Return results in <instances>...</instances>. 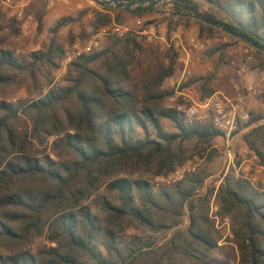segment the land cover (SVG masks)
Wrapping results in <instances>:
<instances>
[{"label": "trees", "instance_id": "trees-1", "mask_svg": "<svg viewBox=\"0 0 264 264\" xmlns=\"http://www.w3.org/2000/svg\"><path fill=\"white\" fill-rule=\"evenodd\" d=\"M183 1L264 46V0H198L207 10L194 0ZM173 4L179 20L192 21L181 16L182 4ZM100 9L94 12V29L122 14L154 10ZM69 21L55 25L47 52L34 53L27 70L62 58L57 34ZM195 23L202 36L223 33ZM143 48L130 35L71 64L67 84L44 97L17 104L0 100V264H264V186L229 174L219 187L217 215L230 218L233 238L227 243L235 248L219 247L223 237L209 215L210 197L195 196L204 185L200 174L170 191H154L146 180L168 176L190 160L186 142L196 141L202 154L223 134L211 120L189 125L180 112L167 109L164 85L175 73L177 54H153L146 63L137 58ZM24 68L12 51L0 50V86L12 82L9 73ZM206 82L204 99L215 92ZM263 119L252 114L243 136L262 166ZM164 120L176 131L168 133ZM185 210L189 224L181 229ZM141 227L152 235L174 232L161 245L153 237H128L129 229ZM37 238L50 246L35 251Z\"/></svg>", "mask_w": 264, "mask_h": 264}, {"label": "rangeland", "instance_id": "rangeland-1", "mask_svg": "<svg viewBox=\"0 0 264 264\" xmlns=\"http://www.w3.org/2000/svg\"><path fill=\"white\" fill-rule=\"evenodd\" d=\"M48 1L49 0H41L40 5L35 11V14L40 18V21H42V19H44V17L48 14L46 10ZM70 1L72 2L74 8H77L79 4H81L82 7L75 9V11H69L68 15L63 16V18L71 20L68 22L65 29L57 35V43L61 45L64 50L72 43L79 42L83 44L89 38L90 34L94 30L92 27L94 12L101 10V6L91 0ZM194 1L199 4V7L202 8V10L208 9V6L200 3V1ZM162 6L168 9L163 14L159 13L156 9L145 15L134 16L130 14H122L120 20L114 22L117 24H132L137 19H143L147 25L152 24L154 26L156 38L152 41H148L144 36L136 34L133 35L137 36L138 39L143 42V51L137 54L139 61L145 60L147 63L148 60L153 57V54L156 58L163 57L167 50H173L177 54L175 73L172 77L166 80L164 85V89L169 92V96L165 101L167 109H175L178 111V108L181 107L184 111L190 107L187 106V104L182 100V97L178 96L176 93L178 86L180 91H186L187 88H192L194 90V96L200 101L205 100L202 94V89L203 86L206 85L207 79L210 80L209 83L212 88H217L218 90L221 88H227L230 82L229 80L231 79L230 75L233 74V70L230 68V62L233 60L236 61L238 65H246L250 73L253 72L255 75H257V73L258 75H260V73H264V61L256 58L254 53L255 49L248 44L242 41H237L235 38L232 39L225 33H205L202 36L200 35L198 25L195 23L198 21L191 18V22L179 20L178 16L172 14L176 11V7L174 8L170 1L165 2ZM56 23L57 22L55 21H51V23H44L43 30H46V32L50 34L49 38H51V30L55 27ZM16 34L17 26L15 25L14 20H11L5 13L0 11V50L12 51L16 59L23 67H25L21 73H9L12 76V82L8 85L0 86V100H5L13 104H17L19 102H30L44 97L52 87L66 85V77L68 76L70 66H68L64 71L63 56L61 59H54V64L47 61H41L37 63L36 67H34L32 72H30L26 68H29L28 66L33 62L32 55L36 52H33L31 49L34 48L33 44H37V41L36 39H32L18 44L14 41ZM192 36H197L201 39H208L210 40V45L206 51L196 53L198 63L192 69V76H189L186 84L181 83V85H179L182 79L183 67L179 62V51L175 50L173 45L181 42L189 46ZM118 41L120 40L106 41L100 51L107 49L113 43ZM246 46L251 50L253 61H249L247 56L242 51V47ZM149 47H153V49H150ZM152 50H154L157 54L153 53ZM206 65H209L213 71L209 75L203 76L200 73V69ZM257 83L259 89L258 99L260 97V101L258 103V111H254V114L255 116L259 115L264 118V81L259 80ZM178 112L183 114L182 111ZM209 121L210 118L208 117L198 124L207 123ZM163 123L164 128L168 133L176 131L170 121L164 120ZM262 123H264V121ZM21 126H23V123H21ZM53 140L54 138L48 140L49 146H51ZM223 142L224 141L222 140H214L212 147L202 154L198 153L199 149L197 148L196 141H189L184 144L185 150L188 154V159L193 156H198L200 158L196 171L189 174L187 177L194 174H200L202 179H204V185L195 191V196L210 197V212L211 205L213 202L216 203L217 192L221 184L225 182V178L229 174H234L235 176L237 174L235 168L230 167L228 169L229 157L225 153L227 144L226 142ZM232 148V144H230V149ZM213 149L216 150V153L213 154L211 159H209V153H211ZM234 151L238 152L237 147L234 148ZM51 156L56 159L54 155ZM253 171L254 170L251 172ZM254 177L257 179L256 182H253L254 186L262 188L264 184L261 180H264V171L258 174L254 172ZM156 178L157 177H154L153 175L146 177V180L151 184V186H153L154 191H170L177 188L176 186L178 184L172 187L157 188L154 184ZM95 199H97V197H95ZM95 199L90 202L93 206L96 204V201H94ZM210 212L209 215L211 214ZM183 221L182 225L178 228L184 229L188 226L189 215L187 210H185ZM229 226L220 229L222 237H226L224 239L225 242L232 239L230 238V235H232L230 220ZM173 232L174 230H171L167 231L165 235H152L150 231L141 227L137 229H129L127 234L128 237L138 236L146 241L152 239V237L157 238L161 245L164 238H170ZM49 246L50 244L47 243L45 238H37L34 242L35 251L48 248Z\"/></svg>", "mask_w": 264, "mask_h": 264}, {"label": "built area", "instance_id": "built-area-1", "mask_svg": "<svg viewBox=\"0 0 264 264\" xmlns=\"http://www.w3.org/2000/svg\"><path fill=\"white\" fill-rule=\"evenodd\" d=\"M32 1L33 0H0V2L11 11L12 16L17 21L19 29L24 35H28L35 30L34 16L27 13V8L31 5ZM134 34L144 36L148 41H152L156 38L154 26L152 24L147 25L143 19H137L132 24H117L112 22L109 25L94 29L83 44L75 42L67 47L63 54V67L66 69L80 58L90 56L100 51L108 40H124L128 36ZM209 45L210 40L201 39L197 36L191 37L189 46L181 42L173 45L175 50L179 51V62L183 67L182 79L179 85L188 82L192 69L198 63L196 53L206 51ZM242 51L249 61H253L251 50L247 46L242 47ZM230 64L237 70L240 76L248 74L246 65H238L234 60L231 61ZM259 77L264 81V73H260ZM176 93L178 96L182 97V100L187 106H190L184 111L181 107L178 108V111L183 112L182 116L189 125L198 124L209 117L213 127L220 131L228 142H230L251 119L250 111L245 108V97L240 90L233 98L224 93H215L203 101L198 100L194 96V90L192 88H187L186 91H180L178 86ZM229 159L232 160V156H229ZM199 162L200 158L198 156L192 157L168 176L157 177L154 182L155 186L157 188L176 186L189 174L196 171ZM218 211L219 206L213 202L210 212V217L213 220L218 219Z\"/></svg>", "mask_w": 264, "mask_h": 264}, {"label": "crops", "instance_id": "crops-1", "mask_svg": "<svg viewBox=\"0 0 264 264\" xmlns=\"http://www.w3.org/2000/svg\"><path fill=\"white\" fill-rule=\"evenodd\" d=\"M40 1L41 0H33L31 5L27 8V13L34 16V26H35V30L29 33L28 35L23 34V32L18 27L17 21L12 16L11 11H9V9L2 2H0V11L5 13L11 20H14L15 25L17 26V34L14 37V41L18 44H21V42L23 41L36 39L37 44H33L34 48L31 49L33 52L36 53L42 51L46 52L49 48L50 40L52 38V34H51V38H49L50 34H48L46 30H43L44 23L47 22L51 23V21H55L58 23L60 20L65 19L63 18V16L68 15L69 11H75V9L82 7V5L79 4L77 8H74L70 0H49L46 7L48 14L44 17V19H42V21H40L38 15L35 14L37 7L40 5ZM59 33L57 35H59ZM230 68L233 70V74L230 75L231 79L229 80L230 82L227 88H221L219 90L217 88H213L215 91L213 94L224 93L225 95L233 98L237 95L238 91L240 90L243 96L245 97V108L248 111H250V115H252L254 114V111H258V107H259L258 103L260 101V97L258 99L259 89L257 82L261 80V78L259 77L258 73L257 75H255V73L253 72L250 73L249 70L247 75L240 76L234 67L230 66ZM65 70L66 69H64V71ZM212 71L213 69L209 65H206L200 69V73L203 76L209 75ZM190 76H192V73ZM263 121L264 119L261 122ZM248 130L249 128L245 124L242 130L230 142L227 141L224 135L216 138L215 140H222L224 141L223 143L226 142L227 144L225 153L227 154L228 157L232 156L233 158L232 160L229 159L228 169L230 167L235 168L237 173L236 174L237 178L241 177L243 179H246L254 186L253 182L257 181V179L254 177V172L257 174L263 172L264 166L260 164L258 157L247 147L243 139V136L248 132ZM230 144H232L233 147L232 149H230ZM236 147L238 152L234 151V148ZM252 170L254 171L251 172ZM261 181L264 184V180ZM229 220H230L229 218L222 219L218 216V219L215 220L216 228L220 231V229L229 226ZM225 238L226 237H223V239L219 242V247H223L224 245H231L232 247L236 248L234 244L225 242L224 241ZM230 238H233L232 235H230ZM234 264H238V260L235 261Z\"/></svg>", "mask_w": 264, "mask_h": 264}, {"label": "water", "instance_id": "water-1", "mask_svg": "<svg viewBox=\"0 0 264 264\" xmlns=\"http://www.w3.org/2000/svg\"><path fill=\"white\" fill-rule=\"evenodd\" d=\"M95 2L97 5L104 7H115L120 8L122 10L134 9L138 7L146 8H153L156 9L159 13L163 14L166 10V7L162 6L167 1L173 3L178 2L179 4L183 5V14L182 17H187L194 19L198 22H202L207 26L213 27L226 35L233 37L239 41H242L253 49L257 50L264 56V46L261 45L257 40L254 38L236 30L235 28L231 27L229 24L221 22L219 20H215L205 16L201 11L195 9L191 3L183 0H133V1H125V0H91ZM174 6V4H173ZM174 15V13H172Z\"/></svg>", "mask_w": 264, "mask_h": 264}]
</instances>
